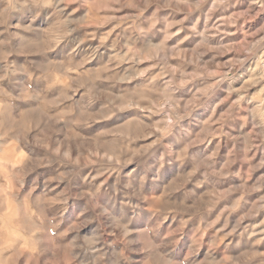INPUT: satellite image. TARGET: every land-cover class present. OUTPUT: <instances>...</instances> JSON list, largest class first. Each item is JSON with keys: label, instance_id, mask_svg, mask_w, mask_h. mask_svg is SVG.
<instances>
[{"label": "rangeland", "instance_id": "obj_1", "mask_svg": "<svg viewBox=\"0 0 264 264\" xmlns=\"http://www.w3.org/2000/svg\"><path fill=\"white\" fill-rule=\"evenodd\" d=\"M161 240L158 264H264V0H0V264Z\"/></svg>", "mask_w": 264, "mask_h": 264}, {"label": "clouds", "instance_id": "obj_2", "mask_svg": "<svg viewBox=\"0 0 264 264\" xmlns=\"http://www.w3.org/2000/svg\"><path fill=\"white\" fill-rule=\"evenodd\" d=\"M63 23V22H62ZM103 163H109L107 159H103ZM120 161H117L115 157L112 158V163H117ZM111 167V164H109ZM142 181L148 180V174L144 173V175L141 177ZM125 188H131V182L128 184H124L121 186V191ZM98 192V189H97ZM97 192H91L89 193V199L86 202L85 206L81 209V211L78 213L76 220L78 225H87L90 220L89 217H91L93 220L97 221V231L100 235V237H105V232L103 230V221L99 219L101 216L100 212H97V209L101 207V205L98 203V199L100 197L97 196ZM102 196H107L108 199L105 201V207L102 209L103 212L116 211L117 205H116V197L111 192H106L101 194ZM119 212L124 215L128 216L129 213H131L133 216L137 214V209L135 205L131 202L123 204L119 207ZM49 225H43L42 229L47 230ZM51 228L58 227V223H52L50 225ZM151 231V230H149ZM132 234V230L127 228L126 226L123 229V234L121 237H117L121 240L124 251L128 254V256H131V253L135 251H139V246L144 240V234H141L140 239H128V237ZM167 246V242L165 240H161L158 244H149L145 247V253L148 256V262L147 264H158V258L160 255V250ZM125 260V264H137V262L129 259L128 257L123 258ZM165 264H172V261L169 260L165 262ZM185 264H190V261H186Z\"/></svg>", "mask_w": 264, "mask_h": 264}, {"label": "bare ground", "instance_id": "obj_3", "mask_svg": "<svg viewBox=\"0 0 264 264\" xmlns=\"http://www.w3.org/2000/svg\"><path fill=\"white\" fill-rule=\"evenodd\" d=\"M201 41V40H200ZM260 113V112H259ZM261 116V115H260ZM11 147V146H10Z\"/></svg>", "mask_w": 264, "mask_h": 264}]
</instances>
